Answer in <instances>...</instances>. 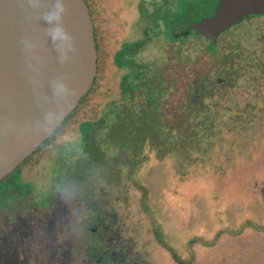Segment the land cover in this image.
<instances>
[{
	"label": "rangeland",
	"instance_id": "374dc122",
	"mask_svg": "<svg viewBox=\"0 0 264 264\" xmlns=\"http://www.w3.org/2000/svg\"><path fill=\"white\" fill-rule=\"evenodd\" d=\"M148 1L151 11L163 4V0ZM129 12L126 9L125 15ZM262 37L264 20H253L224 35L219 49L227 52L231 47H239L256 65V58L264 64ZM152 42L149 61L152 64L160 60L164 66L171 43L162 37ZM207 46L208 42L192 37L184 43L182 56L190 60L195 69L205 72L210 62L218 58L208 53ZM110 64L108 52L102 59L97 90L80 107L66 130L21 169L25 175L20 176L18 182L26 192L16 200L0 204V264H79L84 258L81 250H76L81 249L79 239L77 242L74 233L70 236L65 233L64 192L60 179L71 152L91 147L82 137L92 134L93 128L88 123L80 126L79 123L106 115L103 113L105 104L120 96L121 76ZM186 80L187 76L183 75V94ZM222 95L217 134L208 142H198L203 145L199 146L195 139L182 132V152L175 143H172V151L168 145H162L159 110L170 111L167 119L169 124L175 125L173 102L170 107H153L151 123L131 127L136 137L139 132L151 134L152 141L146 145L148 151L154 143H160L161 156L157 157L160 160L151 159L137 174L129 168L118 170L117 174L111 168L110 173L117 178H111L109 186L104 183L102 173L93 171L94 183L84 198L89 204H96L97 215L101 214L106 224L120 232L121 241L132 249L133 264H264L263 73L253 69L239 86ZM136 101L139 103V99ZM137 102H128L130 113L129 108L138 113ZM248 123H252V128L247 132ZM136 125L141 127L140 131ZM125 126L117 124L115 131L119 133ZM181 127L187 133V127ZM170 131L165 134L177 133ZM122 136L118 135L113 141L115 147L126 146L128 135ZM121 152L117 150L110 156L116 157ZM80 158L77 154L68 163ZM128 162L125 159L122 163ZM82 180L83 175L79 174L72 179L78 185ZM79 191L72 183L66 190L69 233L87 224L88 206L82 209L79 203L74 214L77 222L71 217V203Z\"/></svg>",
	"mask_w": 264,
	"mask_h": 264
},
{
	"label": "flooded vegetation",
	"instance_id": "af4514ba",
	"mask_svg": "<svg viewBox=\"0 0 264 264\" xmlns=\"http://www.w3.org/2000/svg\"><path fill=\"white\" fill-rule=\"evenodd\" d=\"M220 1L221 0H219L216 7L213 8L211 15L191 24V29L193 33L196 34L193 38L203 39L208 42V53L218 55V58L215 59L214 62H210V67L203 72L195 69L192 62H190V60H184L182 56L184 45L182 29L183 0H163V4L154 8L153 11H151L150 2L148 0H86L95 27L98 51V77L89 95L81 102L79 107L66 120L63 126L15 171H20L21 177L24 178L25 174L23 170L21 171L23 166L39 153L47 143L66 130L67 124L75 118L80 107L87 102L89 97L97 90L102 72V59H104L109 52L111 54L110 68L121 76L119 83L120 96L105 104L103 113L106 115L99 116L96 120H84L79 123V126L82 123H88L91 125V128H93L92 134L88 133L85 138L82 137V140H84L86 144H90L91 147H89V149L83 148V150L79 152H71L62 170V179H60V188H62L64 192V229L65 233L69 234L68 236L74 233L77 237V242L78 239L80 241L78 247L81 245V249L77 248L76 250L79 252L81 250L80 254L82 255L83 253L84 258L79 264H133V259H130L133 255L131 247L121 241L120 232L115 231L111 225L106 224L101 214L99 216L97 215L98 207L96 204H89L88 199L84 197L87 196L88 189L92 187V183H94L92 180L94 177V170L102 173V176L105 178L103 179L104 183L109 186V180H111V178H117L110 173L111 168H113V172L117 174L124 168H129L132 173L137 174L145 165L151 163V159L152 161L161 159H157V157L161 156L162 151L160 143H154V145L150 146L152 149L150 151H148L146 147V145L152 141L150 133L142 134L139 132L137 133L139 137H136V133L131 131V127L135 124L151 123V109L153 107H159V109L161 106L170 107L173 102L176 105L174 107V115L176 118L174 129L177 132L176 135L165 134L166 131L171 130L172 125H174L173 123L169 124L170 121H168L167 118L170 111L167 110H159L160 120L158 123L159 128H161L159 133L161 134L160 140L163 146L168 145V148L172 151V143H175L177 150L180 149L179 151H181V126L184 122L181 107L185 96V94H183L182 85L183 75L187 73L186 70H190V74L196 76H210L213 80V76L217 71L216 61L222 57L230 59L228 50L226 52L223 49L221 52L219 49L220 39L226 35L230 29L223 32L219 36L217 42L214 43L192 28L194 24L213 17ZM126 9L130 10L127 16L125 15ZM253 20H264V14L246 16L239 25L252 22ZM161 37L166 42L171 43L164 66L160 60L151 64L148 58L153 39ZM263 40L264 37L260 39L264 46ZM211 44L217 46L218 50L216 53L209 50ZM155 54L158 55L157 53ZM240 59H242V65H246L252 58L250 55L246 56L245 53H243L240 55ZM256 60L258 66L256 69L264 74L263 67H260L263 62L258 58H256L255 61ZM186 62L189 64L188 68H184V63ZM153 65L158 69H155ZM157 65H161V68ZM185 89L186 87L184 88V93ZM230 89L231 88L224 89L217 94L219 95L218 97L222 98V94ZM136 99H139V103ZM129 101L137 102V108L139 109L138 113L133 110V108H129V110H132L131 113L127 110ZM119 123L126 125V128L122 127L123 129L121 128L122 130L118 133L115 131V127ZM164 123L167 125H164ZM155 124L157 123L155 122ZM136 126L140 131L141 127H139V125ZM166 127L170 129L166 130ZM120 134L121 137H124L122 136L123 134H127L128 138L127 144L125 143L126 146L119 148L114 146L113 141ZM120 149L123 152L111 158L110 154ZM77 154L81 155V158L77 162L69 164L68 161ZM43 159L40 160L39 165ZM125 159L129 160L126 165L122 163ZM109 165H111V167H109ZM77 174H79L80 177L83 175V180L79 185L72 181L73 177ZM98 182L99 184L101 183L99 180ZM69 183H72L73 188L80 189L78 197L75 199L73 198V203H71V217L73 221L77 222L78 220L76 217L77 215L74 216V214L75 211H77L79 203L82 204V209L88 206L85 212L87 213L86 227L81 229L80 227H76L75 224L73 226L76 227L74 228V230H76L70 233L69 231H71V228H66V190L69 187ZM31 204H35L34 206L38 207L35 202H31ZM78 213L81 214L79 211Z\"/></svg>",
	"mask_w": 264,
	"mask_h": 264
},
{
	"label": "water",
	"instance_id": "95a60500",
	"mask_svg": "<svg viewBox=\"0 0 264 264\" xmlns=\"http://www.w3.org/2000/svg\"><path fill=\"white\" fill-rule=\"evenodd\" d=\"M264 0H221L193 25L217 42ZM98 77L95 27L86 0H0V183L50 140Z\"/></svg>",
	"mask_w": 264,
	"mask_h": 264
},
{
	"label": "trees",
	"instance_id": "16d2710c",
	"mask_svg": "<svg viewBox=\"0 0 264 264\" xmlns=\"http://www.w3.org/2000/svg\"><path fill=\"white\" fill-rule=\"evenodd\" d=\"M218 2L219 0H183L182 29L184 43L196 36L191 29V24L211 15L213 8L216 7ZM239 26H241V24H237L235 27L230 28L226 34ZM209 50L216 53L218 49L216 45L211 44ZM228 52L230 59L222 57L216 61L217 71L213 76V80L210 76H196L190 74V70H186V89L181 113L184 119L182 126L187 127V133L184 132L183 127L181 132L187 137L195 139L197 143L199 141L203 143L208 142L209 138L217 134L216 132L219 128L217 114H220L222 99L219 98L217 94L224 89L239 86L246 75L250 74L253 69L258 67L255 62L251 60L248 61L246 65H242L243 62L242 59H240V55L245 53L243 49L231 47ZM188 67L189 64L187 62L184 63V68ZM260 67H263L264 70V64ZM174 126L175 125H172L171 131H175ZM247 126L249 127L248 130H246L248 132L252 128V123H248ZM167 129L170 128L166 127V130ZM203 143H198V145L201 146ZM20 176V171L12 173L0 183V204L6 200H16L21 197L23 192H26L23 191L19 185L18 181Z\"/></svg>",
	"mask_w": 264,
	"mask_h": 264
}]
</instances>
